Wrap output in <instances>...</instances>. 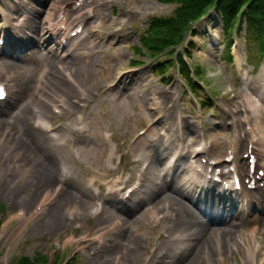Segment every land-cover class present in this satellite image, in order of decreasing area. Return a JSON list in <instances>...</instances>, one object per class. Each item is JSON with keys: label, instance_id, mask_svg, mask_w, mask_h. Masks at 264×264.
Instances as JSON below:
<instances>
[{"label": "rangeland", "instance_id": "obj_1", "mask_svg": "<svg viewBox=\"0 0 264 264\" xmlns=\"http://www.w3.org/2000/svg\"><path fill=\"white\" fill-rule=\"evenodd\" d=\"M30 1L0 0V9L6 13V17L0 14V20H5L12 25L11 20L14 21L21 13L25 12L30 19L43 23L42 29H46L44 28V19H48L52 11L57 8L56 6L63 2V0H46L45 3L41 1L42 6L37 8L39 9L38 15L32 17L30 15L32 10L29 7L34 6V4L27 3ZM89 2L94 8V12H92L93 19L85 28L83 35L75 41L74 44L77 48L75 54L70 53L71 57H68V62L62 63L63 61H59L56 57V48L52 46L53 43H49L47 51L51 56L50 60L45 63H49L53 70L47 76V80L53 76L52 78L63 86L62 89L68 88V92L65 94L68 97H73L78 88L66 82L65 76L63 77L59 73L58 66L68 68L72 73L73 82L80 83L81 89L88 88L92 92L100 83L101 92L96 96H91V103L94 107L92 110L88 109L86 111V117L91 127L88 136L70 135V131L67 132L66 130L61 132V137L66 134L63 137L67 138L68 141L77 139L78 148L82 149L83 154L88 155L86 160L82 161L85 165H89L84 170L86 174L96 170L109 172V169L104 167L106 161L110 166L107 160L106 146L102 143L105 141L104 132L109 133V130H112L116 136V142L129 140L137 130L146 123L149 124L160 113L158 109H148L156 101L162 103L163 99L167 100L166 106L162 105V108H165V120L170 124V127L165 128V122H162L160 125L158 123L157 130L163 128L167 131L166 135L169 136L168 153L171 151L170 147L178 142V135L183 137L182 145L187 146V140L193 136L199 137L202 134L206 136L209 134L215 138L216 142L212 152L216 153L215 155L220 154L218 147L221 145V138L224 137L225 133L222 132V127L215 128L213 125L220 123L219 126H222L228 114L235 111L239 105L242 107L243 104L245 106L252 105L253 108L250 107L251 111L256 110L261 115L264 114V60L259 62L253 71L251 66L244 64L243 40H237L236 49L241 62L239 64L234 63L238 78V81H236L233 77L231 65L219 60L222 52V46L219 43L222 40L221 32L219 31L217 41H214L212 36L204 33L201 28L203 25H208V23L211 27L215 20L214 30H217L218 20L214 17V20L211 19V21H206L199 26L200 30L197 36L193 37L195 46L191 51V61L205 67V84L216 96V102H214L216 109L213 108L204 114L205 119L202 129H200L201 125L198 122L199 112L196 111V102L190 98L189 93L186 97V108L182 104L181 91L184 90V86L181 81L174 80L172 83L160 84V76H152L150 73L153 63L148 58L143 59L145 64L140 66L137 76L124 81L119 90H106L102 95L106 84H111L118 73L134 67L130 64L131 60L139 59L138 56L132 57L133 47L138 44V35L142 27L147 26L148 19L153 16L168 15L172 7L162 5L156 0H89ZM101 22H104V26L101 25ZM99 32L102 34L99 35ZM19 34L20 31L12 30L11 38L13 39ZM107 36L109 37V43L104 45L103 38ZM36 44L38 45V43ZM25 46L28 45L25 44ZM33 53V49L26 51L22 57H19L24 58L25 61L19 62L18 65L11 63L14 61L12 59L0 57V63L6 72H8L6 64L15 68L8 72L6 77L12 88L11 90H18L17 93L11 96V108H9L12 109L11 113L6 117L0 114V176H2L0 178V203L5 206L4 211L0 212V218L3 219L19 209L26 212L22 219L15 220L4 227L0 239V264H8L12 258L20 255L31 258L37 253L46 254L51 247L56 248L58 246L59 238L74 231L76 223H79L82 229L78 233L77 241H79L81 235L84 234L83 231L94 233V230H100V220L105 222L109 220L108 223H111L114 221L112 218L115 216L119 217L117 218L119 224L111 230H106L107 242L104 249L95 256L89 257L88 251L94 249V244L89 238L82 244V247L90 244L89 249L85 252L80 251L73 264H103V254L110 256L108 264H141L148 250L155 248L158 249L159 254L164 251L166 253L163 259H159L157 263L153 264H222V258L228 264H234V259H237L239 264H243L244 257L240 249L239 239L241 237L248 238L247 233H243V231L233 233L234 227H236L235 221L230 225L215 226L217 232L213 233L202 226L195 209H191L193 214L192 212L189 214L180 208H176L177 210L173 208L178 213L177 220L173 223H163L160 230L153 231L150 216L138 220V218H135L136 214L133 217H125L123 213L117 212L119 213L117 214L115 210L111 211L110 208H107L105 212L98 216V221L95 223L88 213L92 206V200L86 203V197L76 191H83L84 188L81 184L65 183L60 185L58 194L45 212L25 222L27 214L32 210L40 195L46 191H53V188L56 187L54 176L58 164L62 161L65 163H72L73 161L66 148L53 146L48 134L31 128L28 130L26 124H22L19 117L29 111L27 106L24 107L26 110L22 111L17 120L14 117L19 111L17 109L20 105L18 102L14 107V103L17 99L28 102L31 98L29 95L33 80L38 75L37 72L31 74V82L26 79L28 74L26 68L31 65L28 63ZM41 70L42 68H39V71ZM242 78L246 86H242ZM7 79L3 78V80ZM203 91L205 92L204 89ZM43 94L47 96L46 90ZM132 94H136L137 97L133 98ZM115 97H118L119 100L114 101ZM34 104H40V102L35 101ZM42 105L44 108H41V110L45 112L48 105ZM190 106L194 109L191 112L188 110ZM167 108L169 109L166 110ZM132 111L136 114L135 117L132 116ZM8 120H13V123L10 124ZM152 131L139 140L134 149L136 154L142 155L144 161L150 164L148 183L149 180H155L154 176L161 172L156 169V155L164 158V164L167 163V154L164 151H159V145L162 141L157 140V131L154 129ZM30 141H34V143ZM26 143L29 148H27ZM180 153L183 154V150H180ZM181 157H179V160ZM102 162L103 168L100 167ZM122 165L125 166L127 175L130 176L141 163L138 164V167H131L125 165L123 158ZM146 175L147 171L144 177ZM160 175H162V172ZM180 176L181 171L179 180L175 182L174 179L173 183L169 185V191L163 193V195L167 194L165 198L168 199L171 195H176L173 189L177 185L184 191ZM166 187V185L163 186V188ZM163 195L160 198H164ZM165 198L163 200L157 199L154 204L160 202L159 207L163 206ZM180 201L189 206L190 200H186V196L183 199L180 198ZM147 203H150V201L146 200L142 208L144 212L150 213L152 210H147L150 207ZM169 204L171 203L169 202ZM159 207L154 210L157 212ZM69 214L75 215L72 223L68 221ZM78 214L79 217H77ZM88 220H91V222L87 223ZM168 227L172 232L169 244L168 240H157L158 237L161 238L159 232ZM133 234L135 238H133ZM180 234L183 237L194 238L196 246L191 255L189 252L192 249L178 258L180 251L186 249L189 245L188 241H180ZM147 235L151 239L144 240ZM130 240L133 241L130 242ZM126 245L133 247L135 250L126 254L128 249ZM147 245L148 249H145ZM74 250L71 248L65 254L71 256ZM119 256H127V261ZM117 257L118 260H116Z\"/></svg>", "mask_w": 264, "mask_h": 264}, {"label": "trees", "instance_id": "obj_2", "mask_svg": "<svg viewBox=\"0 0 264 264\" xmlns=\"http://www.w3.org/2000/svg\"><path fill=\"white\" fill-rule=\"evenodd\" d=\"M162 4L174 5L176 8L163 17H151L145 34L139 40V48L147 54L173 53L180 45L185 35L191 31L193 24L209 10H216L224 21L226 38L225 52L229 54L230 34L246 26V48L248 56L264 58V0H157ZM138 52L139 49L135 48ZM168 54V55H169ZM229 57V55H228ZM172 63L171 59L166 63ZM181 72L187 78L188 68L181 57H178ZM158 72H162L157 67ZM197 70V74H201ZM195 87V85H193ZM18 264H32L28 259H22Z\"/></svg>", "mask_w": 264, "mask_h": 264}, {"label": "bare ground", "instance_id": "obj_3", "mask_svg": "<svg viewBox=\"0 0 264 264\" xmlns=\"http://www.w3.org/2000/svg\"><path fill=\"white\" fill-rule=\"evenodd\" d=\"M35 31L37 32L36 28H35ZM218 35H219L218 31L215 30L213 32L214 38H217ZM61 87H63V86L61 84H59V82L57 80H55L53 78H52L51 82L49 80V84H48V88H47V90L49 91V94H48V99L49 100H47V102H45V99H39L40 104H45L46 105V103L48 104V101L54 103L55 101H57V99L63 100L64 97H66L65 94L68 92V88L62 89ZM132 97L136 98L137 95L136 94H132ZM46 99H47V97H46ZM246 102H248V101H246ZM250 107L253 108L252 105L249 106V104H248L247 108L249 110H251ZM254 111L252 110L254 118H253V120H251V125H252V128H253V131L256 132L258 134V136H259V140H258L259 142L256 143L257 146L259 148L262 147L264 149V115H261V113H259L256 110H254ZM263 113H264V111H263ZM27 117H28V114H26V117H25V122H26L25 124H26V127L28 128ZM30 142L32 143L34 141H30ZM26 146H27V148H29L27 143H26ZM156 162H157L156 169H158V170H160L162 172L166 170V167H165V164L163 162V159L161 157H159L158 155H156ZM174 173L176 175V180H178V170L176 169L174 171ZM57 189H58V187L56 188V190ZM173 192L176 193V195L177 194L178 195L183 194V193H181V191H180V189L178 187H175L173 189ZM161 195H162V193H161ZM161 195L153 197L152 199L155 200L156 198L161 197ZM261 199H262V197H260L258 201H259V204L262 207L263 206V199L262 200ZM88 200H89V198L87 197L86 198V203L88 202ZM165 200H170V202L176 207L181 205V208H182V210L185 213L191 214V210H190L189 206L187 207L184 203H181L180 200L177 199L176 196L171 195V197H168V199L165 198ZM167 204L168 203L166 202L165 205H167ZM141 211H142V209L139 210V214H140ZM115 223L118 224L119 222H113L112 224H115ZM217 223H220V222L218 221V222L214 223L213 221H208L207 223L203 224L202 226L205 229L215 233V232H217V229L216 228H212V226H214ZM112 224H109V226L112 225ZM254 231L255 230H253V232ZM133 238H134V235H133ZM180 238H183V236L181 235ZM257 249L258 250L254 249L253 251H249V252H247L246 249H242L243 250V254H244V258H245L244 261H243L244 264H248V263L252 264L253 263V261H254L253 254L255 252H256L255 257L257 256V259L260 260V264H261V261H264V248L257 247ZM130 251H133V250L129 249L128 252H130ZM126 257L121 256V258H125V261H127ZM108 258H109V255L104 258L103 264H108V262L110 261ZM223 263L224 264H228L226 261H223Z\"/></svg>", "mask_w": 264, "mask_h": 264}]
</instances>
